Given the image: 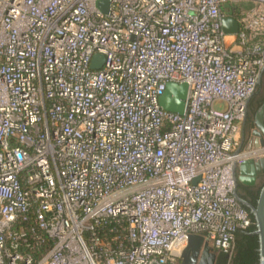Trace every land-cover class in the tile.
<instances>
[{
  "label": "built area",
  "instance_id": "obj_1",
  "mask_svg": "<svg viewBox=\"0 0 264 264\" xmlns=\"http://www.w3.org/2000/svg\"><path fill=\"white\" fill-rule=\"evenodd\" d=\"M263 70L264 0H0V264H176L191 235L231 254Z\"/></svg>",
  "mask_w": 264,
  "mask_h": 264
},
{
  "label": "water",
  "instance_id": "obj_2",
  "mask_svg": "<svg viewBox=\"0 0 264 264\" xmlns=\"http://www.w3.org/2000/svg\"><path fill=\"white\" fill-rule=\"evenodd\" d=\"M105 3L101 1L100 4ZM222 31L226 35H236L240 31V24L237 19L233 16H224L221 20ZM103 56L95 55L91 64L93 69H99L103 65ZM264 78V70L262 71L258 85L261 84ZM189 85L186 82L177 83L169 82L166 85V89L160 98L161 107L169 112L177 113L179 115H185L187 112V102H188ZM250 99V98H249ZM248 99V100H249ZM257 130L254 131L253 136L256 138L253 143H249L247 146H243L244 137H242V143L240 150L251 151L260 146H264V99L255 112ZM249 167V170L253 176L258 174H264V158L259 160L247 159L241 163H236L233 167V178L235 181L240 183L244 182L243 178L237 179L236 171L241 175L245 174ZM252 215L255 222L254 234L258 238V261L257 264H264V184L262 185L259 196L257 199V204L252 209ZM197 240L203 242V237L199 235H191L188 241V247L182 252L180 259L181 264H195L196 259H198L197 252H191L192 243ZM216 254L214 253V248L209 244L207 245L206 252L204 256L200 259L198 264H214V259Z\"/></svg>",
  "mask_w": 264,
  "mask_h": 264
},
{
  "label": "flooded vegetation",
  "instance_id": "obj_3",
  "mask_svg": "<svg viewBox=\"0 0 264 264\" xmlns=\"http://www.w3.org/2000/svg\"><path fill=\"white\" fill-rule=\"evenodd\" d=\"M260 105L261 103L258 104V101L255 98V93L250 97V99L246 103L245 114H244L243 121L241 124V143L243 139L242 137H244V140H243L244 147L249 145L250 142L253 143L254 140L256 139L253 136L254 131L257 130L255 112L257 111ZM250 159H253L255 161L259 160V159H254V158H250ZM236 177L237 179H239L240 177L243 178L244 182L240 183L238 180L235 181L233 178V181H234L233 195L251 219V216L253 217L252 209L257 204V199L259 196L260 189L262 185L264 184V174H261V175L258 174L256 176H253L248 167L245 174L241 176L237 169ZM254 225H255V222H254ZM252 226H253V223L251 219V225L246 231L249 235L254 237L256 236L254 232H250V229L252 228ZM231 255L232 254H225V253L218 252L214 259V264H234L233 257L231 258ZM197 262L198 261L196 259L195 264ZM176 264H181V261L179 262L178 260Z\"/></svg>",
  "mask_w": 264,
  "mask_h": 264
},
{
  "label": "trees",
  "instance_id": "obj_4",
  "mask_svg": "<svg viewBox=\"0 0 264 264\" xmlns=\"http://www.w3.org/2000/svg\"><path fill=\"white\" fill-rule=\"evenodd\" d=\"M252 3H240L234 5L233 12L236 13V10L239 8H251ZM255 98L259 103H262L264 99V78L260 85L257 86L255 92ZM253 226L250 229V232L255 231V225L253 217L251 216ZM258 248V238L257 236L252 237L247 233V231H240L236 234V239L234 243V249L231 254H233V263L234 264H257L258 254L256 249ZM235 253V254H234Z\"/></svg>",
  "mask_w": 264,
  "mask_h": 264
},
{
  "label": "crops",
  "instance_id": "obj_5",
  "mask_svg": "<svg viewBox=\"0 0 264 264\" xmlns=\"http://www.w3.org/2000/svg\"><path fill=\"white\" fill-rule=\"evenodd\" d=\"M240 140H241V131H240ZM207 243L203 240V242H199V241H197V240H195L193 243H192V246H191V252H197L198 253V259H197V261L199 262L200 261V259L204 256V254H205V252H206V249H207ZM188 247V246H187ZM186 247V248H187ZM185 248V249H186ZM213 248V247H212ZM184 249V250H185ZM214 253L215 254H217L218 253V251H216L215 249H214ZM181 261V259H179V262ZM197 262V263H198ZM196 263V264H197Z\"/></svg>",
  "mask_w": 264,
  "mask_h": 264
},
{
  "label": "rangeland",
  "instance_id": "obj_6",
  "mask_svg": "<svg viewBox=\"0 0 264 264\" xmlns=\"http://www.w3.org/2000/svg\"><path fill=\"white\" fill-rule=\"evenodd\" d=\"M235 254V253H234ZM233 257V254L231 255V258Z\"/></svg>",
  "mask_w": 264,
  "mask_h": 264
}]
</instances>
